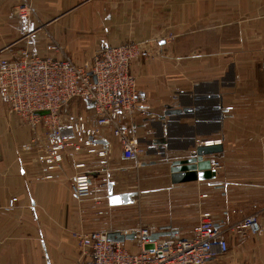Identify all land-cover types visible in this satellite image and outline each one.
Returning <instances> with one entry per match:
<instances>
[{"label": "crops", "instance_id": "1", "mask_svg": "<svg viewBox=\"0 0 264 264\" xmlns=\"http://www.w3.org/2000/svg\"><path fill=\"white\" fill-rule=\"evenodd\" d=\"M23 7L31 8L26 17ZM133 41L145 47L132 65L148 110L135 121L140 165L124 158L106 128V157L66 154L47 179L42 155L22 150L32 132L0 105V264H91L75 232L132 233L112 228L122 220L109 213L121 204L96 206L73 194L78 160L113 182L115 193L141 183L151 196L162 192L180 209L153 219L161 230L188 237L205 211L222 228L255 215L262 231L228 230L229 251L206 264H264V0H0V59L28 49L82 64L100 47ZM52 42L64 52L47 51ZM168 106L192 111L165 116ZM215 138L222 151L206 157L222 162L217 177L173 184L172 162ZM146 168L157 175L143 176Z\"/></svg>", "mask_w": 264, "mask_h": 264}, {"label": "built area", "instance_id": "2", "mask_svg": "<svg viewBox=\"0 0 264 264\" xmlns=\"http://www.w3.org/2000/svg\"><path fill=\"white\" fill-rule=\"evenodd\" d=\"M30 12V7H23L20 15L26 17ZM144 48L143 43L135 41L100 47L82 64L67 56H43L28 49L15 58L0 59V105L31 128L32 136L22 150L42 155L47 179L54 178L66 154L106 157L111 146L104 136L106 128L119 139L124 158L141 164L142 148L134 136V128L135 121L147 116L148 110L142 105L132 65L144 54ZM46 49L64 52L57 42L49 43ZM75 100L84 103V111H69ZM222 141L215 138L197 144L218 145ZM211 165L215 170L223 166L214 157ZM74 166L77 173L71 186L73 194L81 201L91 200L96 206L109 202V181L95 176L85 160L76 161ZM17 201L13 197L9 206L13 207ZM160 230V225L154 222L139 226L134 231L139 242L136 251H129L121 242L110 241L107 231L75 232L74 237L89 251L91 264H206L218 253L229 251L228 230L256 235L262 226L255 215H247L229 228L218 227L213 214L205 211L188 237L176 232L157 240L149 238Z\"/></svg>", "mask_w": 264, "mask_h": 264}, {"label": "water", "instance_id": "3", "mask_svg": "<svg viewBox=\"0 0 264 264\" xmlns=\"http://www.w3.org/2000/svg\"><path fill=\"white\" fill-rule=\"evenodd\" d=\"M187 111H192L191 107L174 108L168 106L165 112L166 115H178ZM44 114L48 111H40ZM69 132V131H66ZM222 151V146L218 145H200L197 146L192 155L185 159H177L171 165V180L173 184L197 181V180H211L217 177V170L212 168L211 156ZM137 194L136 191H129L124 193H115L113 189V182L109 183L108 197L112 205L128 204L133 202V196ZM176 233L174 231L162 229L150 235L151 240H157L161 236H167ZM108 239L114 242H125L126 240H134L136 234L126 233L122 231L107 232Z\"/></svg>", "mask_w": 264, "mask_h": 264}, {"label": "rangeland", "instance_id": "4", "mask_svg": "<svg viewBox=\"0 0 264 264\" xmlns=\"http://www.w3.org/2000/svg\"><path fill=\"white\" fill-rule=\"evenodd\" d=\"M69 109L71 113H75V111H84V103L82 101L75 100L71 103ZM18 120L21 125L27 126V128L32 132L31 128L27 124L23 123L19 119V117ZM151 172L152 174H149ZM142 173H144L142 175L145 177H148L149 175L151 176L153 174L157 175V172L152 169H147V171L145 170V172ZM147 188L148 186L143 183L130 188L131 190L137 192V194L133 196V202L128 204H121V211L109 213L110 215H112L111 217L122 220V224L118 223L117 221H113L114 224L112 222V228L123 227L131 229V232L133 233L139 226H145L153 222L160 225L158 221L153 219L159 215H162V213H164L168 209L170 211L173 210L174 213L179 211L180 208H172L170 206V203H168L167 201L164 203L161 194L162 192H158L157 196H151L152 191H148L149 189ZM123 245L129 251H136L138 249L139 242L137 239L126 240L125 242H123ZM221 264H224V262H222Z\"/></svg>", "mask_w": 264, "mask_h": 264}]
</instances>
